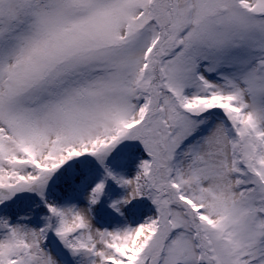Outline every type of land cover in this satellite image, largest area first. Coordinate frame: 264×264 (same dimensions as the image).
I'll return each mask as SVG.
<instances>
[{
	"label": "snow or ice",
	"instance_id": "obj_1",
	"mask_svg": "<svg viewBox=\"0 0 264 264\" xmlns=\"http://www.w3.org/2000/svg\"><path fill=\"white\" fill-rule=\"evenodd\" d=\"M0 264H264V0H0Z\"/></svg>",
	"mask_w": 264,
	"mask_h": 264
}]
</instances>
